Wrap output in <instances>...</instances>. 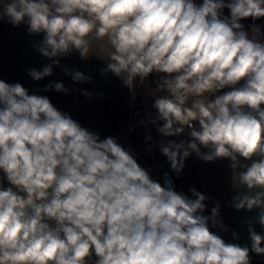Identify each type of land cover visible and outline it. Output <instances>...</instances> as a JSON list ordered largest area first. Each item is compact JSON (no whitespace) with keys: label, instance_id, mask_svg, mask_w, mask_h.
Wrapping results in <instances>:
<instances>
[{"label":"clouds","instance_id":"1","mask_svg":"<svg viewBox=\"0 0 264 264\" xmlns=\"http://www.w3.org/2000/svg\"><path fill=\"white\" fill-rule=\"evenodd\" d=\"M260 18L264 0H0V21L43 34L34 47L50 63L27 70L33 81L53 76L74 51L87 58L91 41L107 37L102 71L132 85L133 99L134 86L158 74L153 111L137 124L162 137L172 172L182 174L193 153L226 158L244 169L231 206L259 210L244 221L250 247L226 242L210 230L221 224L219 202L204 215L210 197L195 187L190 198L167 172L163 183L153 179L117 137L101 138L48 96L0 80V264H251L250 252L264 255L254 227L264 228ZM62 72L92 82L79 69ZM53 90L71 91L55 80L42 89Z\"/></svg>","mask_w":264,"mask_h":264},{"label":"crops","instance_id":"2","mask_svg":"<svg viewBox=\"0 0 264 264\" xmlns=\"http://www.w3.org/2000/svg\"><path fill=\"white\" fill-rule=\"evenodd\" d=\"M202 3V0H196ZM225 15L228 11L225 10ZM246 30L250 28L253 21L249 18L242 21ZM264 32V18L255 21ZM43 34L30 35L26 24L13 26L7 22L0 21V80L8 83H21L30 92H37L39 95H46L50 98L55 107L61 111L69 113L73 119L77 120L83 127L90 131L98 132L101 138L112 136L123 129L130 118L132 111L133 91L129 89L132 85L126 86L121 79L111 72L104 73L108 61L109 45L107 37L100 40L91 41L89 56L81 58L78 52H72L68 56L60 59L61 67L54 68L53 76L45 77L41 81H33L28 75L30 68L42 69L45 64L50 63L47 58L42 57L36 51L34 45L39 43ZM264 42V36L259 38ZM70 69L76 68L92 77L91 83H76L62 72V67ZM125 74H121L122 78ZM158 74L153 73L148 77L144 85L138 83L134 86L136 102L139 107L146 108L152 105V90L156 87ZM63 82L71 89L69 94L57 93L56 91L43 92L42 89L51 81ZM81 90L93 93L91 99L82 95ZM227 90V89H226ZM103 92L105 96L101 98L98 93ZM206 93L203 97L210 96ZM191 98L189 99V102ZM146 131L153 136L152 142H146L144 137ZM170 137L168 139H185ZM162 137L158 136L155 128L149 127L147 130L141 127L127 134L126 138L119 142L126 148L131 149L139 164L148 163L162 155L158 146V141ZM151 146V151L148 150ZM207 151V149H203ZM185 168L182 174L174 173L177 180L178 192H183L191 198L190 188L195 187L199 192L210 197L206 203L204 215H210L211 208L216 202L220 204L221 224L216 227L210 225V230L220 235L226 242L238 243L241 246L250 247L249 235L245 220L257 215L258 209L249 212L246 210H236L231 206L233 197L238 191L244 190L239 183L238 174L242 168L230 167V161L226 158H219L212 162H205L195 157L185 161ZM0 173V177H2ZM234 177V179H232ZM162 183V182H161ZM7 186V182L4 181ZM260 189H253V194ZM222 226L228 228L227 232L221 230ZM255 230L264 234V228L254 223ZM239 235L238 240L232 239V233ZM264 246V245H262ZM251 264H264V255H257L250 252Z\"/></svg>","mask_w":264,"mask_h":264},{"label":"built area","instance_id":"3","mask_svg":"<svg viewBox=\"0 0 264 264\" xmlns=\"http://www.w3.org/2000/svg\"><path fill=\"white\" fill-rule=\"evenodd\" d=\"M190 98L191 97H189V99ZM151 111H153L152 105L149 107H146V108H141V107H139L138 103L136 102V94H135L134 99H133V95H132V111H131L130 118L127 121V123L125 124V126L123 127V129L121 131H119L118 133L112 135V136L117 137L119 140L125 139L129 132L135 131V130L141 128V126H139L137 124V121L144 118ZM202 151H203V149H202ZM195 157H196V155L193 153L192 156L189 157L187 160L193 159ZM140 165L142 167L146 168L147 170H149L153 179L159 180L162 183L165 179L164 173L167 172L168 178H170L172 180L174 187L175 188L177 187V180L175 178L174 172H172L170 165H169V162L167 161L166 157L163 156V154L159 158H156V159H154L148 163H144V164H140Z\"/></svg>","mask_w":264,"mask_h":264}]
</instances>
